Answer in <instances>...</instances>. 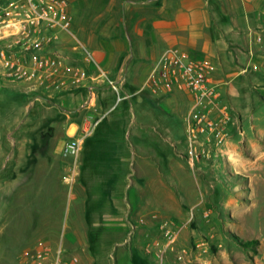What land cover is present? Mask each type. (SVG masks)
Masks as SVG:
<instances>
[{
  "label": "crops",
  "instance_id": "0c3cea01",
  "mask_svg": "<svg viewBox=\"0 0 264 264\" xmlns=\"http://www.w3.org/2000/svg\"><path fill=\"white\" fill-rule=\"evenodd\" d=\"M69 13L73 30L62 33L52 51L69 72L51 77L44 86L13 77L10 62L17 54L22 59L29 56L10 48L11 29L0 24V206L7 205L9 196L18 193L49 199L52 210L42 212L41 231L61 230L59 223L54 226L57 219L60 221L57 207L63 209L68 199H81L71 227L76 246L91 245L88 234L82 237V231L126 229L129 248H139L132 226L140 223L138 192L144 185H135L132 177L138 176L137 182L143 184L149 172L157 173V97L174 108L183 100L176 94L184 93L153 85L151 74L162 55L175 49L193 59L211 60L217 66L215 80L223 97H235L228 88L235 86L234 75H244L239 63L241 53L251 56L259 66L258 71L253 70L257 75L250 78L264 84V0H71ZM257 24L260 30H256ZM242 38L247 39L243 46ZM254 47L261 52L255 54ZM79 71H87L89 79L74 82L71 77ZM103 75L116 84L118 92ZM191 114L192 109L184 118L187 132ZM55 118L62 120L55 122ZM58 127L62 129L61 138L56 134ZM86 128L93 131L84 139L80 155L75 159L64 157L65 144ZM166 131L171 133L170 128ZM34 134L39 136L34 138ZM251 148L247 150L262 154L255 142ZM233 149L239 150L236 146ZM18 150L24 151L20 162ZM186 155L177 151L174 157L187 163ZM72 165L76 171L72 182L67 183L64 176ZM17 166L23 170V177L17 174ZM19 183H24L23 189ZM55 183L65 192L62 202L54 200ZM171 206L169 211L181 217L186 204L179 200ZM104 239L98 243L102 249ZM41 243L56 244L40 238L15 254L17 264ZM118 244L110 242L111 264L122 261L114 247ZM101 257H96L93 264H106L105 256ZM228 257L195 256L189 261L230 264ZM244 260L241 264H261L254 258L249 263Z\"/></svg>",
  "mask_w": 264,
  "mask_h": 264
},
{
  "label": "rangeland",
  "instance_id": "374dc122",
  "mask_svg": "<svg viewBox=\"0 0 264 264\" xmlns=\"http://www.w3.org/2000/svg\"><path fill=\"white\" fill-rule=\"evenodd\" d=\"M246 40L240 39L242 46ZM261 44L264 47V35ZM256 52L261 51L254 47ZM240 56L239 63L247 72L233 76L235 86L228 90L235 97L225 98L222 94L221 103L213 109L210 118L214 131L205 135L197 133L192 148L184 123L185 116L193 108L190 96L177 93L183 100L175 104V109L157 97L155 121L160 135L156 139L160 145L155 149L160 154L157 173L149 172L143 184L137 182L138 176L132 177L135 185H144L138 192L141 201L140 209L136 210L143 223L131 225L139 248H129L131 242L126 229L82 231V237L88 234L91 245L76 246L71 227L78 217L76 207L81 199L78 202L68 199L63 209L57 207L60 221L57 219L54 226L59 223L61 230L41 231L44 227L42 212L51 213V201L18 193L9 196L7 205L2 203L0 206V248L4 253L0 251V264H17L15 254L40 238L56 243L52 244L55 248L62 245L64 264L71 262L72 257H77L79 264H93L96 257L101 256L107 259L106 264H111L108 259L112 240L119 243L114 246L117 255L122 257L119 264H191L189 260L195 256L218 257L222 254H228L230 264H241L244 259L239 256H245L246 263L254 258L264 264V84L252 79L257 74L251 70L256 65L251 56L241 53ZM223 109L226 114L222 113ZM61 120L55 118V122ZM194 120L192 117V122ZM168 128L171 133L166 131ZM220 131L223 135H219ZM56 134L61 138L62 129L58 127ZM37 136L34 134V138ZM253 142L260 146L262 154L247 150L252 149ZM234 146L239 148L243 158L235 163L228 155ZM177 151L187 154V163L176 160ZM23 153L17 151L18 162ZM16 172L23 177V170L18 166ZM19 185L24 188V183ZM54 186V200L62 202L65 192L58 189L57 183ZM129 200L134 204L131 195ZM179 200H184L186 207L181 209L183 215L176 217L169 211V206ZM232 201L237 203L230 206ZM103 237L106 238L104 249L98 244L105 241ZM250 241L256 243L249 246Z\"/></svg>",
  "mask_w": 264,
  "mask_h": 264
},
{
  "label": "built area",
  "instance_id": "2783aa9c",
  "mask_svg": "<svg viewBox=\"0 0 264 264\" xmlns=\"http://www.w3.org/2000/svg\"><path fill=\"white\" fill-rule=\"evenodd\" d=\"M70 2L71 0H0V24L11 29L10 36L13 38L10 48H14L16 53L29 56V59H22L17 54L10 62L8 66L12 68L14 78L44 86L51 77H62L69 72L64 71L61 60L52 51L60 40V35L71 30L73 20L69 13ZM252 70L258 71L259 66H253ZM242 71L245 73L247 69L242 68ZM216 72L217 66L209 59H193L187 54L169 49L162 55L149 78L155 86L161 85L165 89H175L190 96L193 108L188 132H194L193 138H196L197 133L214 131L210 118L213 109L219 107L222 97L220 86L215 80ZM103 77L118 92L116 84L106 75ZM71 78L76 82L77 79H89V75L87 71H79ZM118 101H121L120 97ZM224 111L223 109L222 113L226 114ZM192 117H195L193 122ZM92 131L93 129L86 128L81 135L71 138L64 146L63 156L77 158L82 151L84 139ZM219 135H223L221 131ZM193 138L189 139L190 148ZM75 171L76 166L72 165L64 176L67 183L72 182ZM21 264H64L63 247L60 245L54 248L50 244L41 243L34 251L24 255ZM67 264H79V259L72 257Z\"/></svg>",
  "mask_w": 264,
  "mask_h": 264
},
{
  "label": "bare ground",
  "instance_id": "6f19581e",
  "mask_svg": "<svg viewBox=\"0 0 264 264\" xmlns=\"http://www.w3.org/2000/svg\"><path fill=\"white\" fill-rule=\"evenodd\" d=\"M190 135V137H189V139L191 138H193V137H195L194 136V132H192V134H189ZM204 135H205V133H204ZM197 137V136H196ZM225 139V136L222 138V140H224ZM223 150V149H222ZM228 155L230 156V158H231V160L235 163V162H238L239 160H242L243 158H242V154L241 153H239L238 152V150L237 149H232L229 153H228ZM243 164L245 165L246 164V162H243Z\"/></svg>",
  "mask_w": 264,
  "mask_h": 264
},
{
  "label": "trees",
  "instance_id": "16d2710c",
  "mask_svg": "<svg viewBox=\"0 0 264 264\" xmlns=\"http://www.w3.org/2000/svg\"><path fill=\"white\" fill-rule=\"evenodd\" d=\"M255 244L256 243V241H250V242H248L247 244L250 246L251 244ZM249 246L247 247V248H249Z\"/></svg>",
  "mask_w": 264,
  "mask_h": 264
}]
</instances>
